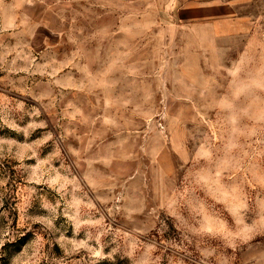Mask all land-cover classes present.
<instances>
[{
  "label": "rangeland",
  "instance_id": "rangeland-1",
  "mask_svg": "<svg viewBox=\"0 0 264 264\" xmlns=\"http://www.w3.org/2000/svg\"><path fill=\"white\" fill-rule=\"evenodd\" d=\"M0 0V264H264V0Z\"/></svg>",
  "mask_w": 264,
  "mask_h": 264
},
{
  "label": "crops",
  "instance_id": "crops-1",
  "mask_svg": "<svg viewBox=\"0 0 264 264\" xmlns=\"http://www.w3.org/2000/svg\"><path fill=\"white\" fill-rule=\"evenodd\" d=\"M215 5H212L211 2L209 5L207 3H199L192 0H185L183 5L180 7L179 15L181 18L195 23L203 18H211L216 11L214 12L213 8Z\"/></svg>",
  "mask_w": 264,
  "mask_h": 264
}]
</instances>
